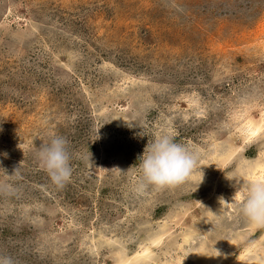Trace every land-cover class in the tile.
<instances>
[{
  "label": "rangeland",
  "instance_id": "374dc122",
  "mask_svg": "<svg viewBox=\"0 0 264 264\" xmlns=\"http://www.w3.org/2000/svg\"><path fill=\"white\" fill-rule=\"evenodd\" d=\"M258 89L264 90V0H0V257L13 264H111L107 248L84 253L94 228L125 219L119 227L134 231L142 217L157 226L174 206L171 188L157 198L149 186L148 214L130 216L135 165L147 144L170 133L202 150L203 160L211 133L224 123L230 146H240L234 116ZM125 106L134 112L131 126ZM107 110L117 125L101 115ZM54 135L71 153L73 173L63 187L38 164L36 147ZM245 149V157L255 156L256 147ZM116 151L130 171L114 176ZM214 166L218 177L233 169ZM194 172L209 173L203 166ZM203 194L189 198L195 207L169 224L178 243L201 219ZM222 232L216 240L229 238ZM262 232L244 233L227 251L209 247L197 264H240L247 249L259 264Z\"/></svg>",
  "mask_w": 264,
  "mask_h": 264
},
{
  "label": "bare ground",
  "instance_id": "6f19581e",
  "mask_svg": "<svg viewBox=\"0 0 264 264\" xmlns=\"http://www.w3.org/2000/svg\"><path fill=\"white\" fill-rule=\"evenodd\" d=\"M263 92L264 90L258 89L257 91H251L246 94L249 95L248 98L246 97L247 105L244 104L245 101L243 103L246 108L243 107L244 110L236 114V118L234 116V122L236 121V123H234L233 131L238 132V134L243 137L244 142H242L240 146L232 148L230 143L233 145V135L230 136L231 134L228 132V128L231 126L224 123L218 131H215V133L212 132L211 136H213V139H211V145H206V147H210V152L207 153L208 155L206 154V159L204 158L202 160V150L197 151L199 156V163L197 166L200 168L202 166L206 167L209 173H196L193 171L190 175L192 178H189L186 183L169 189V194L171 191V195L167 196H173L175 198L171 205L174 206L170 207L168 213L161 218L157 226H152L154 220L143 217L138 220L134 231L128 227L125 230L119 227L120 223L126 222L125 219L115 220V222H112L110 225L102 223V225L98 228H94L91 232L88 237V242L84 243L83 249L85 252H83L88 255L94 254V256H97L98 253L96 251L107 248L111 253V264H197L201 259L199 255L203 250L205 251V249L209 247L220 246V252L223 250L227 251V249L233 247L236 239L242 237L244 233L254 232L258 229L259 227L244 219L238 213L236 206L231 204V202L237 190L236 183L240 181H244L245 183L264 181V104L262 103L264 99L261 97ZM130 97L134 99L136 96L132 93ZM242 100L241 98L240 101ZM251 101H253L251 103L252 109L256 107L262 112V116H260L259 119L253 118L252 114L250 115L252 111L249 109L251 108ZM124 110L126 111V117L128 116L125 120L126 126L128 124L131 126V123L135 124V121L132 120L134 116H131L134 115V112L129 114L131 109L128 106H125ZM108 111L109 110L102 112L101 114L107 122L111 119L107 114ZM115 114H117V112ZM124 114L118 113L120 118L123 117ZM111 121L114 125H117L113 119H111ZM246 146L249 148L251 146L257 148L253 158L244 156ZM115 155L118 157H114L115 163H113L109 172L116 176V174L121 171H130L125 166L123 154H121L120 151H116ZM213 165H215L214 167L232 165L233 169L228 174L218 177L217 174H214L216 172L212 168ZM113 169H119L120 171ZM100 176L101 175H99V178L102 179ZM151 189V192H156L157 198L163 195L162 193L165 191L154 187ZM145 191L146 190L142 192H132V196L136 197V202L133 201V203L131 202L132 204H130L132 206L131 217H135V214L139 215L140 213L141 216L145 213L146 215L148 214L150 208L146 207L143 202L147 201L148 198H146V196H150L148 194L145 196ZM200 191H204L206 194H203V196H205L203 201L206 200V203L203 205L197 204L201 219L196 221L198 223L195 227H190L185 232H182L181 239L178 243L176 241L175 232L172 231L173 226L170 229L169 224L176 222V220L174 221L176 217L178 218L181 216L182 218L183 215H188L187 212L194 206V203L189 200V198H193L194 195L198 196L197 194ZM182 194H187V196ZM193 210L194 208L192 211ZM210 210L216 214H219L221 210L222 214L220 218L214 216ZM121 219L123 218L121 217ZM127 223L129 222L127 221ZM217 229H223L224 233L229 232V238L223 239L222 237L223 240H216L217 237L214 234L217 232ZM204 230L209 233V235L207 234L208 236L203 235ZM197 232L200 236L196 234ZM224 233L222 232L221 236ZM139 235H143L141 241L137 239ZM261 235L259 241L264 242V232H262ZM66 238L68 237L64 236V239ZM67 242L68 241L64 240V243ZM257 243L251 244V247L257 246ZM131 245L136 249L132 253L133 256L128 254ZM178 251L183 255L179 257L178 262H176L175 260L177 257H172L174 253ZM253 252V250L247 249L242 256L240 255V264H254L258 259L254 258L252 255ZM113 255H115L119 261H116ZM216 261H218V259ZM212 264H215V262ZM259 264H264V259H262Z\"/></svg>",
  "mask_w": 264,
  "mask_h": 264
},
{
  "label": "clouds",
  "instance_id": "9594fccd",
  "mask_svg": "<svg viewBox=\"0 0 264 264\" xmlns=\"http://www.w3.org/2000/svg\"><path fill=\"white\" fill-rule=\"evenodd\" d=\"M98 133L99 130L96 133L97 139L100 138ZM36 150L39 167L46 171L54 185L63 187L70 181L73 173L71 153L68 141L64 137L54 135L49 143L41 144ZM198 163L199 156L190 146L178 142L173 134H159L147 144L135 165L139 170L136 191L142 192L149 186L156 189L181 186L186 183ZM17 172L18 169L8 176L13 177ZM236 186L237 190L231 204L236 206L238 213L249 223L264 227V181L250 183L240 181ZM210 212L217 218L222 214L221 210L219 214L211 210ZM0 264H13V260L9 256H2Z\"/></svg>",
  "mask_w": 264,
  "mask_h": 264
}]
</instances>
